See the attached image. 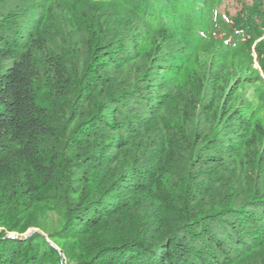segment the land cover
Wrapping results in <instances>:
<instances>
[{"label":"trees","instance_id":"trees-1","mask_svg":"<svg viewBox=\"0 0 264 264\" xmlns=\"http://www.w3.org/2000/svg\"><path fill=\"white\" fill-rule=\"evenodd\" d=\"M0 264H264V0H0Z\"/></svg>","mask_w":264,"mask_h":264},{"label":"rangeland","instance_id":"rangeland-1","mask_svg":"<svg viewBox=\"0 0 264 264\" xmlns=\"http://www.w3.org/2000/svg\"><path fill=\"white\" fill-rule=\"evenodd\" d=\"M51 218L50 220L53 222V224H55V216L53 214H50ZM88 246L87 245H83V244H76L74 247V259L73 260H77V259H83L84 257L87 256V254L89 253L88 251Z\"/></svg>","mask_w":264,"mask_h":264}]
</instances>
